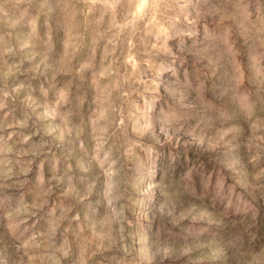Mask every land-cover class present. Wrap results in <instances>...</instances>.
Instances as JSON below:
<instances>
[{
    "label": "clouds",
    "instance_id": "obj_1",
    "mask_svg": "<svg viewBox=\"0 0 264 264\" xmlns=\"http://www.w3.org/2000/svg\"><path fill=\"white\" fill-rule=\"evenodd\" d=\"M0 264H264V0H0Z\"/></svg>",
    "mask_w": 264,
    "mask_h": 264
}]
</instances>
